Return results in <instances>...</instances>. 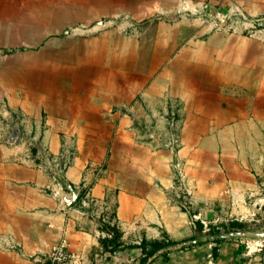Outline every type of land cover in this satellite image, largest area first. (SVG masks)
Instances as JSON below:
<instances>
[{
    "label": "crops",
    "instance_id": "0c3cea01",
    "mask_svg": "<svg viewBox=\"0 0 264 264\" xmlns=\"http://www.w3.org/2000/svg\"><path fill=\"white\" fill-rule=\"evenodd\" d=\"M45 1L0 0V48L39 46V63L85 65L68 75H30L38 87L21 91L36 90L47 106L12 110L42 128L39 147L52 153L69 147L73 159L52 194L33 152L28 160L22 141L0 139V264H36L63 238L76 255L69 264H264V240L195 234L189 212L165 192L170 152L140 130L162 125L169 105L181 113L178 156L194 212L220 214L241 207L247 193L264 191V67L253 70L255 44L240 35H208L186 19L147 23L131 35L123 23L97 24L86 36L66 30L103 17L139 21L184 8L264 15V0H50V10ZM0 80V96L15 95L17 88ZM84 188L99 217L69 209ZM101 216L112 224L105 238ZM161 239L173 243L153 254L139 246Z\"/></svg>",
    "mask_w": 264,
    "mask_h": 264
},
{
    "label": "rangeland",
    "instance_id": "374dc122",
    "mask_svg": "<svg viewBox=\"0 0 264 264\" xmlns=\"http://www.w3.org/2000/svg\"><path fill=\"white\" fill-rule=\"evenodd\" d=\"M50 0L44 2L45 9H51ZM236 9V8H235ZM233 8L225 11L224 15L220 18L215 17L212 18L208 16L209 14H215L216 12H221V10L217 9L214 11L207 12L197 10V9H182L175 10L170 12H163L159 15H154V17L144 18L139 21L132 20L131 17L126 15H120L116 17H103L99 23H76L75 27L71 30L66 29L69 32H76L77 36H86L88 34H93L96 32H91L89 29H95V25L99 24H125V33L138 34L142 33L141 31L144 29L147 23L157 22L158 20H190L194 21L199 26H202L205 29V32L209 34L217 33L223 35H231L238 36L240 38H245L251 40L253 42L252 50L257 52L256 56H254V52L252 58H255V67L253 70L259 71L264 67L263 60L264 59V30H258L253 32H232L231 30H223L217 29V23L220 22V19L225 20L226 27H229L231 24L229 17L227 16ZM238 10V9H237ZM48 12V11H47ZM244 15H251L250 13L242 12ZM259 16L264 17V15ZM252 16H255L252 14ZM182 17V18H181ZM233 16H231V19ZM67 32H57V35H61L62 37L67 36ZM51 38V36H50ZM50 49H47V51ZM41 51V47L39 46H11V47H1L0 53L4 57L3 60L0 61V77H6L10 84L13 87L17 88L15 95L11 97L8 96H0V139L7 142L9 145H18L21 141L25 145L24 150L22 152L23 156L28 154L27 159L29 160L35 155L34 163L39 166H46L48 169V157L43 153V150L50 155L58 154L61 149L57 153H52L47 147H39L38 145L39 139L41 138V130L42 128H34L31 127L29 123V118H25L24 121L18 120L15 117L14 112H12L14 106H24L27 108L34 109L36 107L43 109L46 107V101L41 100L43 97L41 95H36L34 92L36 90H31L27 93H23L20 88L23 87H38V80H27L30 75H68V73L73 69L74 66H85V65H70V64H52V63H39L40 60L37 56ZM261 57L262 64L258 65V59ZM3 62V63H2ZM90 66V65H87ZM83 70H90L89 67L83 68ZM2 80H0L1 82ZM2 84V82H1ZM46 87V83H45ZM17 94V95H16ZM10 99V100H9ZM11 99L15 100V103L11 102ZM177 102V101H176ZM174 101H167L168 104H173ZM174 105V104H173ZM179 108V106H178ZM163 122L161 124H151L146 127L143 125L141 130V135L145 136L150 140L155 139V145H161L164 149H167L171 154V179L169 186L165 188V192L170 196V199L174 205L179 207L182 211L189 212V223L192 224L195 230V234L197 236H204L205 238L211 239H242L246 241H263L264 240V191L261 192H252L247 193L246 198L242 202L241 207H237L234 209H228L220 214H214L211 216L204 215L197 211L194 212L191 203L192 189L191 185L188 182L187 175L183 168V162L179 160L178 149L180 147V128H181V113L176 112L175 110H170V105L167 108V112L164 113ZM174 135H177L175 141L172 138ZM37 140V141H36ZM174 145L173 148H170V145ZM26 148V150H25ZM30 152H33L31 155ZM31 155V156H30ZM26 159V157H25ZM24 159V160H25ZM179 163L182 172L184 173L185 182L187 184V189L190 191V194L187 195L186 200H182L177 197V191L175 190V184L173 181H176V170L174 165ZM46 169V170H47ZM48 172V171H47ZM49 174V173H48ZM49 184L45 187V190H50L52 185L54 186L53 181L50 177ZM61 183H63V177L61 178ZM58 187L57 185H55ZM53 189H55L53 187ZM184 203V206H181L180 203ZM197 222L201 224V227L197 229ZM201 240V239H200ZM200 240L195 239L193 243L199 242ZM161 242L167 243L170 240L161 239ZM149 243H153V241H148ZM116 244H122L120 242Z\"/></svg>",
    "mask_w": 264,
    "mask_h": 264
},
{
    "label": "built area",
    "instance_id": "2783aa9c",
    "mask_svg": "<svg viewBox=\"0 0 264 264\" xmlns=\"http://www.w3.org/2000/svg\"><path fill=\"white\" fill-rule=\"evenodd\" d=\"M208 16L215 18H220L221 16H226L222 14L221 12H216L215 14H209ZM227 16L230 19L231 24L229 27H226L225 20L220 19L221 21L217 23V29H223V30H231L232 32H253L258 30H264V17L259 15H244L241 11H238L234 8L230 13L227 14ZM231 16L233 18L231 19ZM177 135H174L172 138L176 139ZM170 145V148L172 149L174 145ZM43 153L48 157V169L46 166H44L45 169H47L49 176L52 177L51 180L53 181L54 185H57L58 188H62L61 178L63 177L65 171L69 167V165L72 162L73 159V150L69 147H63L61 151L58 154L50 155L45 150H43ZM176 170V181H173L175 184L174 188L177 191V197L181 198L183 201L186 200L187 195L190 194V191L187 189V184L185 182V177L183 176L184 173L182 172L179 163H176L174 165ZM52 194H56L57 191L53 189V187L50 190H47ZM181 206H184V203H180ZM71 211L76 213L80 216H97L96 215V207H95V201L93 197L91 196L90 190L88 188H84L79 197L76 199V201L69 207ZM102 223L107 224V226H102V230L99 231V235L102 238L110 236L112 224L109 222L107 217H100ZM76 255L72 251H70L67 247V241L66 239H61L57 244L53 245L50 251L44 255L35 258L36 264H69L71 261L75 259Z\"/></svg>",
    "mask_w": 264,
    "mask_h": 264
},
{
    "label": "trees",
    "instance_id": "16d2710c",
    "mask_svg": "<svg viewBox=\"0 0 264 264\" xmlns=\"http://www.w3.org/2000/svg\"><path fill=\"white\" fill-rule=\"evenodd\" d=\"M196 226H197V229H199L201 227V224L199 222H197ZM171 243H173V242L169 241L167 243H164V242H161V241H153V243H151V242L149 243L148 241L147 242L146 241H142L139 246L142 249H147L148 248L147 249L148 253L149 254H153L159 248H161V247H163L165 245L171 244Z\"/></svg>",
    "mask_w": 264,
    "mask_h": 264
}]
</instances>
